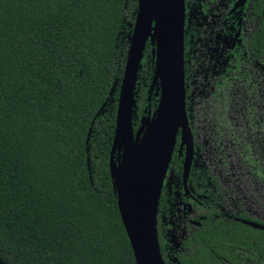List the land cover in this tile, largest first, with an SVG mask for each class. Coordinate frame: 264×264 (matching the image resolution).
<instances>
[{"label":"trees","instance_id":"trees-1","mask_svg":"<svg viewBox=\"0 0 264 264\" xmlns=\"http://www.w3.org/2000/svg\"><path fill=\"white\" fill-rule=\"evenodd\" d=\"M137 9L138 0H0L3 263L135 264L109 153ZM151 48L147 40L137 71L134 134L159 100ZM168 200L162 192L157 215L165 264H264V230L220 212L172 252L161 223Z\"/></svg>","mask_w":264,"mask_h":264},{"label":"flooded vegetation","instance_id":"flooded-vegetation-1","mask_svg":"<svg viewBox=\"0 0 264 264\" xmlns=\"http://www.w3.org/2000/svg\"><path fill=\"white\" fill-rule=\"evenodd\" d=\"M184 54L186 114L193 137V159L186 191L182 176L186 147L183 145L179 152L178 132L172 155H176L175 164L181 172L170 167L167 171L162 192L169 197V204L161 218L167 213L173 217L174 198L177 201L185 195L201 208L188 225L184 221L185 237L207 215L214 216L216 212L235 221L240 217L264 224L243 209L230 214L220 209L228 205L227 197L233 189L225 169L216 166L212 171L201 162L198 169L192 170L199 152V124L214 149H235L246 159L252 176L257 177V167L264 173V0H185ZM211 176L218 178L219 191L212 187ZM174 178L180 181L181 192L174 186ZM162 226L166 241V226Z\"/></svg>","mask_w":264,"mask_h":264},{"label":"water","instance_id":"water-1","mask_svg":"<svg viewBox=\"0 0 264 264\" xmlns=\"http://www.w3.org/2000/svg\"><path fill=\"white\" fill-rule=\"evenodd\" d=\"M185 0H138V9L130 38L124 72L120 84L115 129L109 153V170L114 179L118 211L127 234L135 264H165L159 250L157 215L164 179L171 162L174 146L180 132V149L185 145L183 183L193 159V137L186 114L184 71ZM147 40L152 45L155 62L150 90L159 93L154 108V121L134 134L132 105L137 71ZM151 108L148 105L147 112ZM154 127V139L142 164L131 192L123 200L118 166L125 147L123 131L134 145L149 125ZM115 153L117 157L115 158ZM253 228L264 230V224L236 217ZM198 223V222H197Z\"/></svg>","mask_w":264,"mask_h":264},{"label":"rangeland","instance_id":"rangeland-1","mask_svg":"<svg viewBox=\"0 0 264 264\" xmlns=\"http://www.w3.org/2000/svg\"><path fill=\"white\" fill-rule=\"evenodd\" d=\"M154 118L155 113L153 110L150 112L146 111V114L141 118L142 124L146 126L153 122ZM196 138L199 152L196 154L192 170L198 169L201 162L205 163L212 171L216 166L222 167L232 181L233 189L232 192L230 191L229 197H227L228 205L220 207V209L227 214L236 212L238 208L243 209L251 216L264 221V182H262L264 173L260 169L261 167L254 168L257 177L252 176L249 165L246 166V159L239 152H236L235 149L230 150V148L225 152L214 149L212 144H210L208 136L204 134L202 126L199 124H197ZM262 156L264 160V155ZM258 174H260L259 177ZM174 181V186L176 185L178 188L180 181L177 178H174ZM178 189L181 192V188L179 187ZM200 209L194 206L192 201L185 195H180L179 200L176 201L174 198L173 217L170 213L162 216L161 222L166 226L165 238L169 242L170 249L173 252L181 250V241L185 237V230L183 229L184 221L188 225L189 219ZM0 264L5 263L0 260Z\"/></svg>","mask_w":264,"mask_h":264},{"label":"bare ground","instance_id":"bare-ground-1","mask_svg":"<svg viewBox=\"0 0 264 264\" xmlns=\"http://www.w3.org/2000/svg\"><path fill=\"white\" fill-rule=\"evenodd\" d=\"M153 139V124L147 127L145 134L134 145L129 144V135L126 129L123 131L125 148L122 152V157L118 166L122 184L123 200H126L138 179L139 171L144 163Z\"/></svg>","mask_w":264,"mask_h":264}]
</instances>
